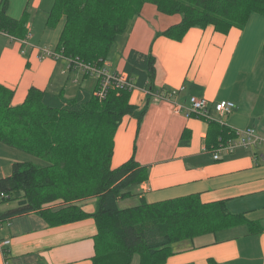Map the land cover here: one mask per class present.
<instances>
[{
	"label": "crops",
	"instance_id": "0c3cea01",
	"mask_svg": "<svg viewBox=\"0 0 264 264\" xmlns=\"http://www.w3.org/2000/svg\"><path fill=\"white\" fill-rule=\"evenodd\" d=\"M53 1L8 0V17L24 21L25 29L23 38L0 31V85L13 91L12 106L21 104L30 88L65 95L63 76L57 75L60 67L64 79L73 82L70 95L84 90L75 81L87 76L70 70L62 56H46L45 51L59 55L56 48L65 22L62 17L55 26L47 25ZM179 20L178 15H165L145 4L108 53L107 57L123 36L120 63L114 67V60L104 62L110 71L122 72L130 50L150 53L155 59V89L178 91L170 101L148 96L143 88L132 92L130 104L138 108L146 104L147 112L139 126L131 116L122 118L110 166L116 168L134 156L148 167V178L118 204L134 200V205L126 206L132 207L141 200L153 204L198 195L202 203L225 202L232 214L264 226V147L222 150L213 159L222 139L220 127L227 132L254 127L264 136V14L253 13L242 29L232 27L226 33L207 26L190 28L180 41L157 36ZM189 96L208 102L215 124L173 110L172 102L185 106ZM219 101H231L235 107L220 115L213 110ZM228 134L226 140L231 139ZM9 148L0 143V179L10 175L13 163L31 160L30 155L22 160L18 150ZM77 205L86 213L94 211L91 199ZM16 206L17 202L12 206L2 202L0 213ZM95 235L91 218L54 227L35 212L6 218L0 223V241L10 243L0 252V264H94ZM170 250L162 264H264V231L248 234L246 225H238L175 242Z\"/></svg>",
	"mask_w": 264,
	"mask_h": 264
},
{
	"label": "trees",
	"instance_id": "16d2710c",
	"mask_svg": "<svg viewBox=\"0 0 264 264\" xmlns=\"http://www.w3.org/2000/svg\"><path fill=\"white\" fill-rule=\"evenodd\" d=\"M145 4L180 17L177 24L157 35L173 41H180L195 27L213 26L221 33L232 27L242 29L251 14H264V0H54L47 25L55 26L65 18L56 51L66 59L102 67L115 38L140 15ZM7 8L8 0H1L0 31L23 38L24 21L8 17ZM154 64L150 53L130 50L122 73L150 94L165 91L153 85ZM73 68L70 63L69 69ZM96 89L80 90L66 98L63 93L30 88L24 101L12 106L13 91L0 85V143L47 163H13L10 175L0 179V203L17 202L14 209L0 213L1 221L30 212L37 213L49 227L91 218L96 227L94 264H131L134 256L138 264H162L171 254L170 245L178 241L243 224L248 234L264 231L259 223L232 214L225 202L202 203L198 195L153 204L141 200L120 208L118 201L133 196L134 187L147 180L148 167L131 156L112 169L114 134L127 115L139 126L147 105L138 108L130 104L132 91L128 89H108L103 98L95 94ZM217 132L223 140L228 139L223 127ZM60 148L71 154L65 168L53 163ZM90 196L95 197L92 213L77 204L43 208L55 200L73 202Z\"/></svg>",
	"mask_w": 264,
	"mask_h": 264
},
{
	"label": "built area",
	"instance_id": "2783aa9c",
	"mask_svg": "<svg viewBox=\"0 0 264 264\" xmlns=\"http://www.w3.org/2000/svg\"><path fill=\"white\" fill-rule=\"evenodd\" d=\"M46 56L53 57L55 59L59 58L60 55L54 54L50 51H45ZM66 59V58H65ZM70 66V63L74 64L76 69L78 68L83 74L88 76L97 77V89L95 94L99 98H103L106 95L108 89H128L132 92L136 88L133 80L128 78L123 73L109 72L104 65L103 68H98L94 65H88L82 63L78 60L72 61L71 59H66ZM73 65V67H74ZM178 94L177 90L169 91H158L151 93L154 97L160 100L170 101L173 100ZM173 98V99H172ZM173 110L177 113H184L187 117L196 116L198 118L205 119L206 121L216 122L210 115L211 108L209 109L208 102L203 98H197L195 96H189L187 100V105H181L173 103ZM235 107V104L231 101H219L214 103L213 110L220 115L229 114ZM229 134L231 135L230 140L221 139L218 143L217 148L214 150L213 159L217 160L219 158V152L222 150L232 151L236 147H253L256 145H262L264 147V136L257 133L254 127H246L244 129H229ZM3 197V194L0 195ZM1 223V220H0ZM8 223V222H7ZM9 224V223H8ZM9 240L0 241V252H3L2 248L9 245Z\"/></svg>",
	"mask_w": 264,
	"mask_h": 264
},
{
	"label": "rangeland",
	"instance_id": "374dc122",
	"mask_svg": "<svg viewBox=\"0 0 264 264\" xmlns=\"http://www.w3.org/2000/svg\"><path fill=\"white\" fill-rule=\"evenodd\" d=\"M132 22V21H131ZM131 22L128 24V26H127V28H126V30H130L131 29V27H132V24H131ZM125 30V31H126ZM120 36V35H119ZM122 38H123V36H122ZM122 38H121V40H118V43L121 45V43H122ZM119 44H115V46H114V49H113V51L109 54V57H107V60H108V58L109 59H111V61H113V66L114 67H117V65L120 63V51H121V46L119 45ZM114 53V54H113ZM113 54V55H112ZM69 62V61H68ZM74 65V64H73ZM74 67H75V65H74ZM96 67H98V66H96ZM104 67V64L102 65V67H98V68H103ZM79 68V67H78ZM77 68V70L79 71V69ZM106 69L109 71V72H112V71H110L111 69H108L107 67H106ZM61 72V67L58 69V77H62V79H61V84H63L65 87H64V91H65V95H62V96H64V97H66V98H71L72 96H74V95H70V92L71 91H69V87L72 85V81H70V82H67V79L65 78L64 79V74H62V73H60ZM81 72V74L82 75H85V74H83L82 73V71H80ZM116 72V71H115ZM118 73H122V72H118ZM85 76H87V77H85V79H83V78H79V79H77V81H75V82H78V84H77V86H79V84H80V87L82 88V89H84V90H87V91H92L95 87H97L98 85H96L95 84V82L96 81H98L97 80V77H94V76H91V75H85ZM95 78H96V80H95ZM63 80H64V82H63ZM55 82V81H54ZM81 82H83V83H81ZM57 83V82H56ZM135 90V89H134ZM112 91H114V90H112ZM147 92V93H146ZM145 93L146 94H149V95H151L150 93H148V91H145ZM60 94V93H59ZM75 94V93H74ZM80 137H83L82 135H80ZM8 147V146H7ZM9 148V147H8ZM9 149H12V151H16V150H14V148H9ZM66 149L65 148H60L59 149V151H60V153H58L57 155H58V158L56 157L55 158V160H54V162L53 163H55V164H57V167L58 168H65V166L67 167L68 166V164H69V162H70V160H68V158H67V156L68 157H71V154L69 153V150L68 151H65ZM62 151H64V153L62 152ZM17 153H19L20 155H23V158H22V160H27V158H30L31 157V160L30 161H25V162H31V163H34V164H36V165H38V166H46V162H45V160H43V159H40V158H36V157H34V156H32V155H30V157H29V154H26V153H24V152H18V151H16ZM7 155H9L10 156V154H7ZM14 156V155H13ZM12 156V157H13ZM72 157H73V155H72ZM16 158V157H15ZM16 160V159H15ZM15 162V161H14ZM49 163H51V162H49ZM67 164V165H66ZM49 165V164H48ZM75 170V169H74ZM74 172V171H73ZM73 177H76L75 175L73 176ZM72 177V178H73ZM88 199H91L92 201H93V203H94V206H95V197L94 196H90V197H87V198H83V199H79L78 201H73V202H66V201H63V200H61V199H59V200H55V201H53V202H50V203H46V204H44L43 205V208H48V209H51V210H55V209H60V208H64V207H67V206H69V205H74V204H77V203H81V202H83V201H86V200H88ZM14 203H16L14 200H10V201H7L6 202V204L7 205H14ZM128 204L129 205H134L135 203H134V200H130V201H126L125 200V202H123L122 204H120V208L121 207H126V206H128ZM137 262H138V257L137 256H134V259L132 260V263L131 264H137Z\"/></svg>",
	"mask_w": 264,
	"mask_h": 264
}]
</instances>
